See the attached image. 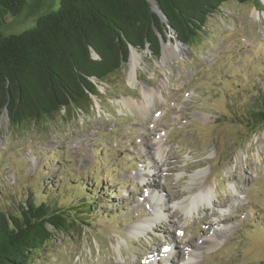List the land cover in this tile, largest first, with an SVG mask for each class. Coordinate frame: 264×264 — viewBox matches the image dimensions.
<instances>
[{
	"label": "rangeland",
	"instance_id": "1",
	"mask_svg": "<svg viewBox=\"0 0 264 264\" xmlns=\"http://www.w3.org/2000/svg\"><path fill=\"white\" fill-rule=\"evenodd\" d=\"M60 3L27 0L2 35L35 29ZM161 43L159 59L134 51V78L129 60L90 114L0 119V203L38 197L70 223L31 264H264V128L248 113L264 95V12L231 1L194 50L170 28ZM178 45L184 55L164 60Z\"/></svg>",
	"mask_w": 264,
	"mask_h": 264
},
{
	"label": "trees",
	"instance_id": "2",
	"mask_svg": "<svg viewBox=\"0 0 264 264\" xmlns=\"http://www.w3.org/2000/svg\"><path fill=\"white\" fill-rule=\"evenodd\" d=\"M26 1L0 0V119L8 115L12 128L45 122L62 111L90 114L94 98L104 102L111 94V79L125 69L131 48L149 49L159 59L169 28L194 50L211 16L226 3H252L264 12L261 0H61L59 10L40 18L35 29L3 36L2 24L19 15ZM254 104L248 113L264 128V95ZM97 193L86 200L90 206L100 202ZM15 208L0 203V264H31L70 223L38 197Z\"/></svg>",
	"mask_w": 264,
	"mask_h": 264
},
{
	"label": "bare ground",
	"instance_id": "3",
	"mask_svg": "<svg viewBox=\"0 0 264 264\" xmlns=\"http://www.w3.org/2000/svg\"><path fill=\"white\" fill-rule=\"evenodd\" d=\"M184 52H185V49L182 47V46H180V45H178V46H174L173 48H165L164 49V56H163V59L164 60H166L167 58H169V57H172V56H177V57H181V56H183L184 55ZM139 62V60H138V57L136 56V54H135V52L133 51L132 53H131V56H130V67H131V74H130V79H132V78H134V76H135V68H136V66H137V63ZM154 95V94H153ZM150 98V97H149ZM154 100H155V98H154ZM158 100V99H157ZM153 101V100H152ZM159 101V100H158ZM156 102V101H155ZM154 103V102H153ZM158 104V103H157ZM132 105V104H131ZM150 106V105H149ZM151 107V106H150ZM157 107V106H156ZM137 108V107H136ZM144 108H145V106H144ZM147 109V108H146ZM149 109V108H148ZM138 110V109H137ZM140 110V109H139ZM143 111V110H142ZM139 112V111H138ZM133 113V112H132ZM140 114V113H139ZM160 154V153H159ZM149 185V184H148ZM145 185V186H147V188L148 187H150V188H152V190H154L155 191V189H156V184H151V185ZM149 190V189H148ZM207 191H202V192H200L198 195H196V198H195V200H193L191 203H193V204H196V203H200L201 201H206V200H208L209 198V196L207 197ZM194 208V207H193ZM192 208V209H193ZM184 209V208H183ZM185 209H186V211H187V207H185ZM192 211V210H191ZM142 230V229H141ZM147 231H148V228H147ZM221 243V240H220V238L219 237H214L213 236V238H212V240L210 239V240H205L204 242H202V246L203 247H207V249H211V248H213V247H215L216 245H218V244H220ZM175 249L173 250V252H176V247H174ZM177 250H178V248H177ZM172 255V254H171ZM172 257V256H171ZM171 257H169V259L168 260H170V263L169 264H176V262H174V258H171Z\"/></svg>",
	"mask_w": 264,
	"mask_h": 264
},
{
	"label": "water",
	"instance_id": "4",
	"mask_svg": "<svg viewBox=\"0 0 264 264\" xmlns=\"http://www.w3.org/2000/svg\"><path fill=\"white\" fill-rule=\"evenodd\" d=\"M264 3V2H263ZM152 10L155 12V13H157L159 16H160V18L162 19V21H165L166 20V17H165V15L163 14V12L162 11H160L159 9H158V7L157 6H152ZM178 42L181 44V45H184L182 42H180L179 40H178ZM132 51H136L134 48H131V53H132ZM93 53L96 55V58H98V55L93 51ZM94 57V56H93Z\"/></svg>",
	"mask_w": 264,
	"mask_h": 264
}]
</instances>
